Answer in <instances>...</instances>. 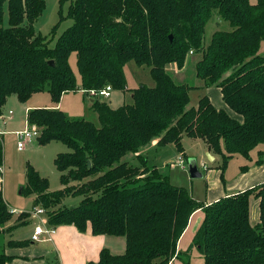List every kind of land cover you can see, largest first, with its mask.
<instances>
[{
	"label": "trees",
	"instance_id": "16d2710c",
	"mask_svg": "<svg viewBox=\"0 0 264 264\" xmlns=\"http://www.w3.org/2000/svg\"><path fill=\"white\" fill-rule=\"evenodd\" d=\"M45 7L46 0H0V115L12 95L27 102L47 90L59 103L65 92L107 84L126 91L124 67L130 61L149 67L155 81L154 86L134 88L133 102L119 107L93 98L100 126L70 118L58 108L28 111V124L41 130L40 145L58 140L70 149L55 159L64 185L60 190L50 191L49 180L32 165L27 170L26 190L35 195L50 226L72 224L83 232L90 224L94 234L125 237L123 253L103 248L99 261L87 264H171L184 255L183 262L191 264L190 248L179 251L178 242L192 214L203 209L192 244L204 264H264V183L205 205L170 183L140 152L156 140L160 146L174 144L185 155L186 135L203 140L219 155L222 170L235 156L251 159V152L264 143V56L259 54L264 0H73L66 15L60 11L59 20L70 18L73 24L53 46L35 29ZM214 11L231 29L215 31L206 45V26ZM190 51L201 55L196 77L206 87H219L242 120L216 108L207 95L187 107L195 86L177 80L169 69L173 64L183 68ZM73 53L80 79L70 64ZM129 153L139 165L123 160ZM3 162L0 142V184ZM67 196L83 198L76 206H61ZM251 196L260 204L255 225L250 221ZM13 216L0 189V233ZM9 259L0 252V264Z\"/></svg>",
	"mask_w": 264,
	"mask_h": 264
},
{
	"label": "rangeland",
	"instance_id": "374dc122",
	"mask_svg": "<svg viewBox=\"0 0 264 264\" xmlns=\"http://www.w3.org/2000/svg\"><path fill=\"white\" fill-rule=\"evenodd\" d=\"M72 1L73 0H46V7L42 15L39 16L35 22V29L37 33H41L43 36H46L48 40H50L51 46L55 45L60 34L73 24V20L70 18H66L62 22H59L60 11L62 10V13L66 15ZM251 2L254 3L256 0H251ZM6 23L7 19L5 20V25ZM55 25L58 27L56 32H53ZM230 29L231 26L229 22L222 19V17H220L218 13L214 11L206 26L205 43H210L212 34L215 31ZM259 54L264 56V40L262 41L261 47L259 49ZM200 56L201 55L196 53H189L187 60L188 65L185 64V66L187 65V68L183 73H177L178 71L176 69H169V71L176 77L177 80L185 81L186 84L195 86L190 91V102L187 107L197 106L199 99L207 93V87L204 86L202 81L195 75V63L200 58ZM70 64L76 76L78 79H80L77 68L76 53L71 55ZM178 68L179 66H177V69ZM180 69L182 68H179V70ZM124 71L127 78L128 90H113L112 96L105 99L107 102H111L113 107H119L124 103H132L133 99L131 96L132 90L134 88L139 87L142 84L147 86L155 85V81L150 73V68L147 66H138L135 61H130L125 65ZM88 98L90 97H87L83 93L71 92L66 95L64 94L62 96V110L67 113L70 118H85L94 122L97 126H100L98 114L93 109H90V100ZM37 99L40 101V103L44 104L50 101L56 103L47 90L35 93L27 102H21L18 100L16 95H12L11 99H8L7 103L3 107L2 115L0 117V142L3 144L4 151V162L2 165L3 182L1 185L3 195L11 209L18 207L23 208L26 211L30 210L32 213L36 208L33 206L34 195L29 194L26 190L27 170L29 165H32L36 171L41 174V176L46 177L49 180L50 191L60 190L63 188L61 183V172L57 169L55 159L58 154L70 151L65 143L58 140L50 141L45 145H38L36 141L37 139H33L25 145L24 149L20 150L18 148V143L20 141L18 132L24 130V128L27 126V114L30 109L27 110L26 107ZM10 111H13L15 114L10 115ZM229 111L234 116H239L233 110L229 109ZM182 141L185 151V168H182L181 166L174 167L172 165V162L177 160L179 155H183L177 152V148H175L176 146L174 147V145H169L158 151H155L154 148L151 150L149 149V154L151 157H154V159H157L158 161L155 165H152L154 162H148V164L150 166L158 167L160 173H162L164 176H167L170 183L186 188L196 200L201 202H207L208 199H212L215 192L210 190L213 187L215 181L218 182L221 180V185H224L225 180L231 182V180L235 179L240 173L241 166L250 165L252 160L255 162V160L259 158L258 151L260 149H264V143L260 144L255 150L251 152V159H246L241 155L235 156L229 161L227 167L222 170L220 168V159L215 163L210 161V157L206 151L207 146L204 141L196 140L186 135L183 137ZM150 144L147 146H150ZM147 146L141 149L142 154L143 150L148 148ZM126 158L132 161L130 163L139 165L136 155L129 153L123 158V160H126ZM193 158L197 160L199 169L203 173V177L201 178H192L190 176L188 162ZM202 163H205L206 167H204ZM210 170H214V172L211 173ZM76 183L77 182H72V184ZM223 185L222 188L225 189ZM82 198V196H67L63 199L61 206H76L80 203ZM250 198L255 199L254 196H251ZM26 219H28L27 216H22L20 213H17L13 216L12 220L7 223H13V226L18 224V222L22 223L20 226L16 227L15 230H13V234L16 235V237L27 235L28 232L32 230V227H34L32 224L34 222L24 224ZM7 228L6 230L8 231H11L12 229L10 227ZM190 235L191 232L187 234L183 241V245L188 243ZM108 237L110 239L112 238L111 242L109 243L114 254H121L125 251L124 248H121V244H124V242L126 243L125 237L113 235ZM189 245L191 250V264H204L203 255L200 253L198 248L193 247L191 241L189 242ZM2 247L3 237L0 236V252L3 251ZM186 249L188 250V248ZM182 258V260L178 259L176 264H178L180 261L184 263L183 261L187 259V256L184 255Z\"/></svg>",
	"mask_w": 264,
	"mask_h": 264
},
{
	"label": "crops",
	"instance_id": "0c3cea01",
	"mask_svg": "<svg viewBox=\"0 0 264 264\" xmlns=\"http://www.w3.org/2000/svg\"><path fill=\"white\" fill-rule=\"evenodd\" d=\"M206 44H209V43H206ZM186 66L179 70V68L177 69V65L173 64L171 65L170 69L172 70L176 69L178 71L177 73H183L187 68ZM206 91H207L206 95L210 98V100L212 101V103L215 105L216 108L224 109L232 117L238 120H242V116H240L239 114H238L239 116H234L229 111L230 108L223 100L222 93L219 87L210 86L206 88ZM71 92L83 93L87 97H89L83 90L65 92L64 94L66 95ZM11 97L12 96H10L8 99H11ZM131 98L133 99V93H132ZM88 99L90 100L89 102L90 109H93L92 108L93 98L90 97ZM36 107H49V108L62 109L63 107L62 97L59 103H53L50 101L44 104V103H40V101L37 99V100H34V102L28 105L26 108L27 110H29V109L36 108ZM13 114L15 113L14 112L12 114L10 113V115H13ZM196 140H201V139L197 138ZM38 145L40 144L38 143ZM169 145L173 146L174 144L160 146L157 144V141L154 140V142L150 144V146H147L148 148L146 150H143V155L147 158L149 163L154 162L152 163V165H155L158 160L154 159V157H151V155L149 154L150 150L154 148L155 151H158ZM206 148H207L206 150L207 153H211L208 146ZM178 153L181 154L180 152ZM259 153H262L261 155L263 158H257L255 162H253L252 160L251 164L247 165L248 167L246 169L243 168L244 165L241 166L240 173L236 176L235 179H232L231 182H228L226 180L224 181V185L223 184L222 185L225 187V189L222 188L221 180L218 182L215 181L213 187L210 190V191H214L215 193L212 199H208L207 202H204L205 205H210L213 202H216L223 197L231 196L236 193L245 191L249 188H253L257 185L263 184L264 183V149H260L258 151V155ZM141 154H142V151H141ZM212 155L214 159L210 161H213V163L219 161V159L221 160L219 155L217 154H212ZM257 160H262V161L259 162ZM202 165H205V163H202ZM210 172L212 173L214 172V170H210ZM2 175H3V172H2ZM2 182H3V178H1L0 189H2L1 188ZM33 206L37 207L35 206V195H34ZM12 210L14 212V215H16L17 213L19 214L21 212L31 213L28 219L25 220L24 224H29V223L34 222L32 223L34 227H32V230H30L27 235L25 236L22 235L20 237L18 236L16 237V235L13 234L14 233L13 230H15L16 227L12 228L11 231H8L5 229V231L1 232L0 236L3 237L2 249L7 255L10 256V259L8 260L6 264H87L90 261H94V262L99 261L100 252L103 248H108L112 252V249L109 243L111 242L112 238L110 239L108 237L112 235L94 234L90 224L88 225L85 231L81 232L75 225H72V224L50 226V224L48 223V218L45 215V213L34 216L32 211L30 210L26 211L23 208L14 207L12 208ZM204 216H205V212L203 209H198L192 214L185 232L179 239V242H178L179 251L180 250L186 251L187 250L186 248L188 249L190 248L189 242L193 241L194 235L198 227L200 226ZM250 221L252 225L257 224L260 221V204H259V199L257 198L255 199L250 198ZM12 225L13 223L7 224L6 228ZM37 225H44L45 227L52 228L55 231L54 233L49 234V235L42 234L40 240H34L33 234H34L35 227ZM189 232H191V235L188 239V243L186 245H183V241ZM11 240L21 241L24 243L19 246L8 244V242ZM121 248L126 249L125 242L124 244H121ZM178 259L179 258H174L171 264H176ZM178 264H184V263L180 261Z\"/></svg>",
	"mask_w": 264,
	"mask_h": 264
},
{
	"label": "built area",
	"instance_id": "2783aa9c",
	"mask_svg": "<svg viewBox=\"0 0 264 264\" xmlns=\"http://www.w3.org/2000/svg\"><path fill=\"white\" fill-rule=\"evenodd\" d=\"M191 54H193V51H190ZM113 87L111 84H107L103 88L100 89H90V90H84V92L91 98H103L107 99L110 98L113 92ZM12 114L13 112L10 111ZM41 135V130L36 125H30L27 124L26 128L22 131L18 132L19 136V143L18 148L20 150L25 148V145L27 142L37 139ZM185 159L183 155H179L178 159L172 162V165L175 166H181L182 168H185ZM204 167H206L204 165ZM1 171L3 172V168H1ZM44 213V209L42 207H36L34 209L33 215L36 216L38 214ZM54 229L47 228L44 225H37L34 230L33 239L34 240H40L42 234H52L54 233Z\"/></svg>",
	"mask_w": 264,
	"mask_h": 264
},
{
	"label": "water",
	"instance_id": "95a60500",
	"mask_svg": "<svg viewBox=\"0 0 264 264\" xmlns=\"http://www.w3.org/2000/svg\"><path fill=\"white\" fill-rule=\"evenodd\" d=\"M170 38L172 39L173 36L171 35ZM49 63L51 65H54L53 61H50ZM208 155L210 157V160L214 159V157H213V155L211 153H208ZM90 164L91 163L89 162V166H90ZM188 169H189L190 176L192 178H201V177H203V173L200 171L198 163H197V160L195 158L189 160ZM35 206H36V203H35Z\"/></svg>",
	"mask_w": 264,
	"mask_h": 264
}]
</instances>
